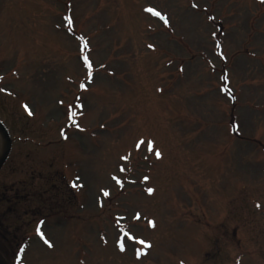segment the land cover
Returning a JSON list of instances; mask_svg holds the SVG:
<instances>
[{"label":"rangeland","instance_id":"obj_1","mask_svg":"<svg viewBox=\"0 0 264 264\" xmlns=\"http://www.w3.org/2000/svg\"><path fill=\"white\" fill-rule=\"evenodd\" d=\"M0 118L8 264H264V0H0Z\"/></svg>","mask_w":264,"mask_h":264},{"label":"water","instance_id":"obj_2","mask_svg":"<svg viewBox=\"0 0 264 264\" xmlns=\"http://www.w3.org/2000/svg\"><path fill=\"white\" fill-rule=\"evenodd\" d=\"M0 136L2 138V148L0 150V168L6 160L8 153L11 147V139L8 131L4 127V125L0 122ZM0 264H7L3 259L2 255H0Z\"/></svg>","mask_w":264,"mask_h":264},{"label":"snow or ice","instance_id":"obj_3","mask_svg":"<svg viewBox=\"0 0 264 264\" xmlns=\"http://www.w3.org/2000/svg\"><path fill=\"white\" fill-rule=\"evenodd\" d=\"M147 11L153 13V14L156 15V16H160L161 19L165 20V23H167L166 18L163 17V16L161 15V13L157 12L155 9L149 8V9H147ZM85 62L87 63V58H85ZM25 107H26V106H25ZM141 143H143V142H141ZM148 147H149V150L151 151V150H152V142H148ZM156 156H157V157L160 156V153H159L158 151L156 152ZM148 191L151 192L152 189H148ZM104 195H108V193L105 192ZM150 223H151V222H150ZM38 231H39V230H38ZM41 235H42V234H41ZM140 243L143 244V243H145V242H144V241H140Z\"/></svg>","mask_w":264,"mask_h":264},{"label":"trees","instance_id":"obj_4","mask_svg":"<svg viewBox=\"0 0 264 264\" xmlns=\"http://www.w3.org/2000/svg\"><path fill=\"white\" fill-rule=\"evenodd\" d=\"M15 200L17 199V198H14ZM13 246H15V245H13ZM17 248V247H16Z\"/></svg>","mask_w":264,"mask_h":264}]
</instances>
